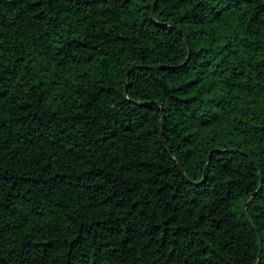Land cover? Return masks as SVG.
<instances>
[{
  "label": "trees",
  "instance_id": "16d2710c",
  "mask_svg": "<svg viewBox=\"0 0 264 264\" xmlns=\"http://www.w3.org/2000/svg\"><path fill=\"white\" fill-rule=\"evenodd\" d=\"M0 264H264V0H0Z\"/></svg>",
  "mask_w": 264,
  "mask_h": 264
},
{
  "label": "water",
  "instance_id": "95a60500",
  "mask_svg": "<svg viewBox=\"0 0 264 264\" xmlns=\"http://www.w3.org/2000/svg\"><path fill=\"white\" fill-rule=\"evenodd\" d=\"M155 2H156V0H155ZM153 7H154V5H153ZM151 15H153V12H152V14ZM246 216L248 217V215H247V212H246Z\"/></svg>",
  "mask_w": 264,
  "mask_h": 264
}]
</instances>
